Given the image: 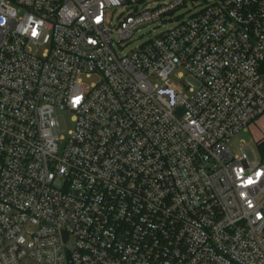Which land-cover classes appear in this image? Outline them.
Returning a JSON list of instances; mask_svg holds the SVG:
<instances>
[{"label":"built area","instance_id":"2783aa9c","mask_svg":"<svg viewBox=\"0 0 264 264\" xmlns=\"http://www.w3.org/2000/svg\"><path fill=\"white\" fill-rule=\"evenodd\" d=\"M262 63L264 0H0V264H264Z\"/></svg>","mask_w":264,"mask_h":264},{"label":"rangeland","instance_id":"374dc122","mask_svg":"<svg viewBox=\"0 0 264 264\" xmlns=\"http://www.w3.org/2000/svg\"><path fill=\"white\" fill-rule=\"evenodd\" d=\"M155 3L156 2H154L153 5ZM190 9L191 6L190 4H188L186 9H181L179 12H177L174 15V17H180L181 15L185 17L188 14L187 11ZM174 23H175L174 20H172L171 22H168L166 24L151 26L149 28L135 32L132 41L124 49V52H128L129 50H132L135 47L145 43L148 39H152L155 36L159 35L161 32L170 29L171 27H173ZM175 79L176 77H174L173 75L170 77V81L174 84H177ZM94 81L95 78H91L86 82L87 84H89ZM71 115L72 114L67 111H61L57 113V116L59 118L60 130L63 131L64 128L65 130L71 128V123H70ZM263 140H264V116H258L257 118H255V120L249 123L245 129L234 134L230 138L228 142V147L230 148L231 152L234 155H237L240 147L247 146L248 157L252 158V154L249 148H251L255 153L259 154L260 147L258 146V144Z\"/></svg>","mask_w":264,"mask_h":264},{"label":"water","instance_id":"95a60500","mask_svg":"<svg viewBox=\"0 0 264 264\" xmlns=\"http://www.w3.org/2000/svg\"><path fill=\"white\" fill-rule=\"evenodd\" d=\"M258 71L260 73H264V63H262L259 67H258ZM180 111V109L178 110V112ZM68 255V254H67ZM68 264H70V261L68 260Z\"/></svg>","mask_w":264,"mask_h":264},{"label":"trees","instance_id":"16d2710c","mask_svg":"<svg viewBox=\"0 0 264 264\" xmlns=\"http://www.w3.org/2000/svg\"><path fill=\"white\" fill-rule=\"evenodd\" d=\"M258 146L261 148L262 151H264V140L261 141Z\"/></svg>","mask_w":264,"mask_h":264}]
</instances>
